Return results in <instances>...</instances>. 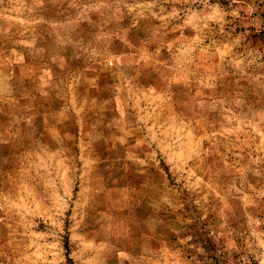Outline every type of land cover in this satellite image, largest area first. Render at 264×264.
<instances>
[{"label":"rangeland","instance_id":"1","mask_svg":"<svg viewBox=\"0 0 264 264\" xmlns=\"http://www.w3.org/2000/svg\"><path fill=\"white\" fill-rule=\"evenodd\" d=\"M0 264H264V0H0Z\"/></svg>","mask_w":264,"mask_h":264}]
</instances>
